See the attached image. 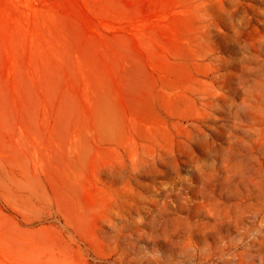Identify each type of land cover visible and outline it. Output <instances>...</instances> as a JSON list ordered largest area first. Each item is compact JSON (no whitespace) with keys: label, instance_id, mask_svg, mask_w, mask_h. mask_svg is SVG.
<instances>
[{"label":"rangeland","instance_id":"rangeland-1","mask_svg":"<svg viewBox=\"0 0 264 264\" xmlns=\"http://www.w3.org/2000/svg\"><path fill=\"white\" fill-rule=\"evenodd\" d=\"M234 7L0 0V264H264V0Z\"/></svg>","mask_w":264,"mask_h":264},{"label":"clouds","instance_id":"clouds-1","mask_svg":"<svg viewBox=\"0 0 264 264\" xmlns=\"http://www.w3.org/2000/svg\"><path fill=\"white\" fill-rule=\"evenodd\" d=\"M234 5H235L234 9L239 8L240 7V0H234ZM246 18H247V14L246 13L242 14L236 19V23L243 26ZM196 19L201 25L207 26L209 24L211 18L204 9H200L197 12ZM105 221L108 225L111 226V228L113 230L116 229L117 226H116L115 222L111 219L110 214H109V218L105 219ZM186 247L188 250H191L193 245L189 241L186 244ZM146 252H147L148 257L152 260H156L160 256V253H154V252H152L151 249H147ZM242 259H246V258L242 257Z\"/></svg>","mask_w":264,"mask_h":264}]
</instances>
